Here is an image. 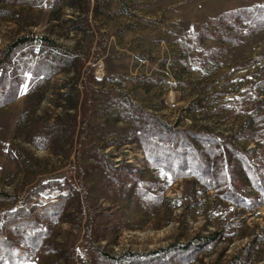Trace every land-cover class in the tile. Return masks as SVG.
<instances>
[{
	"label": "rangeland",
	"instance_id": "374dc122",
	"mask_svg": "<svg viewBox=\"0 0 264 264\" xmlns=\"http://www.w3.org/2000/svg\"><path fill=\"white\" fill-rule=\"evenodd\" d=\"M0 264H264V0H0Z\"/></svg>",
	"mask_w": 264,
	"mask_h": 264
},
{
	"label": "trees",
	"instance_id": "16d2710c",
	"mask_svg": "<svg viewBox=\"0 0 264 264\" xmlns=\"http://www.w3.org/2000/svg\"><path fill=\"white\" fill-rule=\"evenodd\" d=\"M173 134H174V138H172V140L170 139L169 142L171 143V145L174 146V148H175L174 151H176V150L178 151L177 147L184 146V143H185V146H184L185 148L183 149L184 152L187 151L186 149H188L187 147H189V146L192 147V149L200 148V144H198V143L203 141L202 142L203 143V147H205L206 149H209V151H210L209 154L212 155L213 157H216V155L224 154V152H226V151L228 152L227 156L228 155L230 156L231 154L235 155V153H236L235 149H233L231 147H229V149H230L229 151L225 150L223 140H219L218 136H215V135L195 134L193 132L186 131V130L173 131ZM177 136H178L179 139L176 138ZM180 140H182L184 143L180 142L181 144H179V146H178V143H179ZM204 140H208L209 142L206 144V142H204ZM180 148L182 149V147H180ZM160 152L161 153L166 152V153H169V154H173V151H169V149H167V150H161L160 149ZM200 154H201V152H200ZM230 157H228V161L226 162V167L230 163V161H229V160H231ZM213 161H216V160H213ZM204 162L207 163V160L204 161ZM252 169H254V168L252 167ZM212 237H213L212 235L209 236V238H212ZM22 255L23 254H20L19 256L13 255V256H11L9 258V260L11 261V263L12 262L15 263V262H17L18 258L22 257Z\"/></svg>",
	"mask_w": 264,
	"mask_h": 264
}]
</instances>
